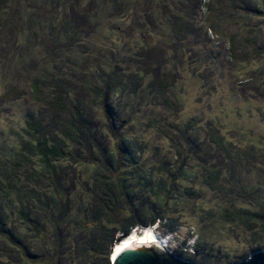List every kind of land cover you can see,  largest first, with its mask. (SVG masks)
<instances>
[{
	"label": "rangeland",
	"instance_id": "obj_1",
	"mask_svg": "<svg viewBox=\"0 0 264 264\" xmlns=\"http://www.w3.org/2000/svg\"><path fill=\"white\" fill-rule=\"evenodd\" d=\"M38 139L61 143V193ZM112 179L130 220L99 198ZM0 216V264H111L133 233L201 264L264 250V0H0Z\"/></svg>",
	"mask_w": 264,
	"mask_h": 264
},
{
	"label": "trees",
	"instance_id": "obj_2",
	"mask_svg": "<svg viewBox=\"0 0 264 264\" xmlns=\"http://www.w3.org/2000/svg\"><path fill=\"white\" fill-rule=\"evenodd\" d=\"M63 100H58L59 103H62ZM59 103L57 104V102H54V105H58L57 108H61L62 106L59 105ZM61 106V107H60ZM73 120L70 122V124L67 126L66 131H64L63 133V137L64 139L69 140L70 142H73L77 147L79 146V142L81 140V138L83 137V134L86 132L88 133L90 131V128H88L87 126H85L82 123H79L78 121H76V118H72ZM39 129V128H38ZM40 133V132H38ZM40 135H42L40 133ZM63 139V138H61ZM47 140V141H46ZM43 140V139H38L35 142H32L30 144V146H26L27 149L31 150L32 152L36 153L39 156V160L40 162H42V165L44 164V166L42 167L43 169L41 170H37V174H34L37 176L38 179H40L41 175L46 177V186L48 187V189H52L53 187H57V190L61 193V191L63 192V188L62 187H58L55 183H54V179H55V175L54 173L57 171L56 167L54 166V164H51L50 159L53 158V155H57L56 158L60 157L63 152H62V147H61V143L59 144L58 142L56 143H52L49 144L48 143V139ZM61 141V140H60ZM24 149V148H23ZM20 154H23L22 150L20 151ZM16 162V161H15ZM105 165V164H104ZM16 167L18 166L17 164L15 165ZM98 170H100V172L102 173H107L108 167L107 166H102L100 168H98ZM43 173V174H42ZM96 174L98 175V173L96 172ZM33 175V174H32ZM94 177V179L92 178V180H95L96 182H101L102 178L99 176ZM9 179V177H8ZM11 180V179H10ZM13 181V180H12ZM112 182L109 183V185L107 186V184H104L105 186H99L101 189L99 192V198L102 199V201L104 202L106 209L109 211H113L115 212V214H119L126 216L125 220H130V212L129 209H131V207H128L130 205V203H127L129 201H127L123 195H120L118 192L115 193L111 192L112 191V186L115 187L118 185V187L120 188L121 186V181L118 180H111ZM18 183V182H17ZM17 183L14 185V191L16 192V196L18 199V203H17V207H18V216L19 219L23 222L26 223H30V225L32 227H34L33 223H32V219L30 217L29 214H32L31 212L33 211V208L31 206V203L36 204V206L38 208H40L41 210V214H47V211L45 208H43V204L45 205V202L43 201V199L41 198V195H39V198H31L32 196H34V193L32 192V188H28L25 189L26 192L24 190H22V185L24 186L25 184L22 183ZM53 186V187H52ZM107 187V188H106ZM59 193V195H60ZM54 196V193L51 194L50 199H52L51 203L53 204V206L50 204V207H59L61 206V201L60 198ZM61 196L64 197V195L62 194ZM36 199L39 201L41 200L42 205L38 204V201H36ZM49 199V197H48ZM30 200V201H28ZM147 210H149L150 214L152 215L148 220H147V225H153L156 222H161L162 220H164L165 218L160 216L159 214L160 211H155V209L153 208H148ZM161 210V209H160ZM156 214V215H153ZM4 221L2 220L1 216H0V229H2V225H4ZM38 224H35V226ZM136 225V223L132 222L129 225H124L122 228H120L118 231L120 233H122V235H126L130 233V230H132L131 228L134 227ZM16 248V247H15ZM19 250V249H18ZM21 252V250H19ZM110 258V255H109ZM25 261V258H23Z\"/></svg>",
	"mask_w": 264,
	"mask_h": 264
},
{
	"label": "water",
	"instance_id": "obj_3",
	"mask_svg": "<svg viewBox=\"0 0 264 264\" xmlns=\"http://www.w3.org/2000/svg\"><path fill=\"white\" fill-rule=\"evenodd\" d=\"M110 260L111 264H201L171 254L169 247L156 243L125 247ZM235 264H264V250L251 253L247 259Z\"/></svg>",
	"mask_w": 264,
	"mask_h": 264
},
{
	"label": "bare ground",
	"instance_id": "obj_4",
	"mask_svg": "<svg viewBox=\"0 0 264 264\" xmlns=\"http://www.w3.org/2000/svg\"><path fill=\"white\" fill-rule=\"evenodd\" d=\"M121 243L116 244V246L114 248L111 249L110 251V258H114V256L123 248L125 247H129L135 244H152V243H156L159 244L161 246L166 247V243L165 240L159 239L154 235H151L149 237V235H143L142 237H139L136 233L131 234L130 236H127L126 238H124L123 240H121ZM111 261V260H110Z\"/></svg>",
	"mask_w": 264,
	"mask_h": 264
}]
</instances>
